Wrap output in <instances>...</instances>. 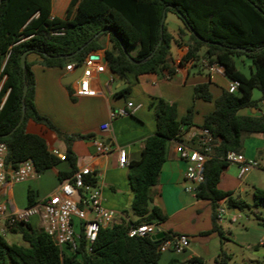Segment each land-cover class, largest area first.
<instances>
[{"label":"trees","instance_id":"1","mask_svg":"<svg viewBox=\"0 0 264 264\" xmlns=\"http://www.w3.org/2000/svg\"><path fill=\"white\" fill-rule=\"evenodd\" d=\"M56 10L57 14L53 0H0V142L8 148L6 164L17 169L23 161L32 159L41 175L62 162L43 137L27 131L29 122L64 138L66 161L72 170L59 172L60 180L76 171L77 157L72 149L75 139L92 137L66 136L38 112L34 64L47 69L64 68L71 63L81 65L91 53L104 48L101 41L108 36L110 44L104 50V60L120 81H126L129 75L162 73L172 77L175 71L168 67L172 46H184L188 51L182 63L193 62L196 66L202 60L218 63L224 66L226 78L239 83L237 92L223 88L215 99L208 83L194 87L195 100L213 102L215 107L204 116L201 125V129L210 131L213 156L204 165V182L197 198L211 202L213 228L208 233L217 232L222 237L217 221L220 203L224 201L229 208L240 210L249 206L233 192L219 188L223 170L229 166L227 153H242L245 136L264 134V113H239L247 108L260 109L264 100V0H59ZM164 11L182 21L183 26L176 34L169 31L167 16L161 30ZM55 31L62 34H53ZM25 51L28 55L23 68L21 55ZM127 53L135 63L128 59ZM30 55L39 59L29 62ZM244 56L252 62L249 75L236 64V58ZM25 85L28 90L24 96ZM254 90L261 92L260 99H253ZM151 107L157 130L145 141L141 158L130 163L128 180L133 192L130 211L138 217L135 224L160 227L167 216L160 207L152 205V189L158 183L169 141H181L183 128L194 125L195 111L191 107L185 116L178 118L176 104L164 98H158ZM89 181L97 183L95 178L89 177ZM34 197L30 188L28 207L35 204ZM255 201L264 203L263 190H256ZM131 223L122 220L112 227L101 228L91 252H87L82 240L72 254L62 251L42 229H35L30 222L20 223L10 228V232L20 234L25 245L8 243L0 235V263L159 264V245L170 234L164 233L161 240L130 237ZM229 259L222 251L217 262L226 264ZM170 264L181 263L173 260Z\"/></svg>","mask_w":264,"mask_h":264},{"label":"crops","instance_id":"2","mask_svg":"<svg viewBox=\"0 0 264 264\" xmlns=\"http://www.w3.org/2000/svg\"><path fill=\"white\" fill-rule=\"evenodd\" d=\"M58 1L53 0L55 14L58 13L56 10ZM180 27L182 26L178 25L177 29L169 27L168 29L176 34ZM101 43L104 48L91 53V56L99 57L98 61L106 66L105 71L94 72L91 78V87L96 95L89 97L75 95L79 80L72 81L71 76L77 70L70 73L65 70V67L47 69L34 64L32 71L35 77V104L38 112L48 117L64 135L92 136L90 139L76 138L72 144L77 157L76 170L90 167L100 175L97 185L101 188L104 205L116 212L117 222H122L124 218L137 221L138 217L130 211L133 192L128 180V171L130 163L141 158L147 138L156 133L155 112L151 104L155 103L158 98H164L176 104L178 118L185 116L193 107L194 125L183 128L180 140L184 144L195 145L196 140L193 137L200 133L204 116L214 111L215 107L213 102L195 100L194 87L197 84L208 83L215 99L222 93L223 88L229 89L230 80L224 76L208 74L198 63L197 66L191 62L182 63L188 49L174 45L168 57V67L175 71L172 77L163 76L162 73L139 77L129 75L126 81H120L108 69L104 60V50L110 44L109 37H104ZM38 59L36 55L28 57L29 62ZM128 102L135 105L134 112L129 116L111 119V111L126 106ZM239 113L241 115H261L263 103L261 102L260 109L247 108ZM106 123L110 125L109 130L102 131L101 126ZM27 131L43 137L51 151L58 150L62 154L66 153L67 145L64 138L54 131L34 122L27 124ZM99 140L109 144L111 151L104 155L97 153L95 142ZM176 143V140H171L167 145L166 160L162 166L158 183L152 189V205L160 207L167 216V220L160 226L161 232L170 235L185 234L190 238V245L180 254L170 250L162 251L159 264H170L173 260L181 264H219L217 260L222 251L229 255L224 249L228 239L225 237L222 221L218 222L223 232L222 237L217 232L208 233L213 228L211 202L199 200L197 196L185 192L186 162L180 158ZM119 148L126 149L128 154V162L124 167L119 165ZM242 153L247 158L257 160L259 168L255 170L264 172V134L245 136ZM71 170L70 163L65 160L55 168L48 170L49 172L46 171L43 176L36 178L34 185L29 184L30 187L32 185L35 187L32 189L35 192V204L59 192L63 180L58 178V173H70ZM244 184V180L238 177L237 167L229 165L223 170L219 188L233 192L234 196H239L237 192L243 190ZM25 188L24 185L19 187L14 185L9 190L6 195L9 209H19L15 196L17 193H24ZM220 207L227 208L226 203L221 202ZM234 209L237 213L241 212L239 208ZM34 218L41 226L40 219ZM263 238L264 231H259L256 245L249 243L247 246L255 250L263 248L262 262L255 263L253 259H249V264H264V247L261 246ZM218 239L220 243L217 242ZM226 264L235 263L230 257Z\"/></svg>","mask_w":264,"mask_h":264},{"label":"built area","instance_id":"3","mask_svg":"<svg viewBox=\"0 0 264 264\" xmlns=\"http://www.w3.org/2000/svg\"><path fill=\"white\" fill-rule=\"evenodd\" d=\"M53 34H62L61 31H55ZM99 57L89 55L81 65L71 63L65 67L67 72H75L79 66H83L79 80V87L75 93L77 97H89L96 95L91 87V78L94 72H103L106 69L105 64L100 63ZM193 63V62H191ZM210 75L225 76L224 66L218 63H208L206 60L200 61ZM194 64V63H193ZM5 65V64H4ZM239 83L237 81L229 82V90L237 92ZM3 99L1 106L3 105ZM263 113H264V100ZM136 109L132 102L126 106L112 110L111 119L129 116ZM109 123L101 126L102 131L109 130ZM193 139L195 145H187L182 141H177L176 150L180 158L186 162L184 190L189 194L197 196L199 187L204 182V165L208 159L213 156L211 143V134L208 129H201L198 135ZM96 152L107 154L111 147L105 141L95 142ZM52 153L61 161L66 160V154L58 150H52ZM8 154L7 145L0 142V231L5 233L10 228H15L20 223H28L34 217H38L41 222L40 229L47 233L62 250L70 254L75 253L83 240L87 252L93 250L97 241L98 233L101 228L112 227L117 223L116 212L108 209L104 205L101 188L89 181L90 178L99 179L100 175L95 173L90 167L77 169L73 174L63 180L59 187V192L52 194L43 201L36 203L24 209L11 210L8 208L6 195L9 190L17 183H22L36 179L39 175L36 171L32 159L23 161L17 169H13L6 164ZM119 165L124 167L128 162L126 149H118ZM226 161L229 165L237 167L238 177L243 179L251 171L259 168L257 160L247 158L245 154L230 151L227 153ZM226 209L219 208L217 221L223 220V214ZM131 223L128 231L130 237H154L161 232L156 224H135V221L124 218ZM190 245V238L185 234H171L168 238L161 241L159 251H173L177 254L184 252ZM264 246V238L261 241ZM1 264V263H0Z\"/></svg>","mask_w":264,"mask_h":264},{"label":"rangeland","instance_id":"4","mask_svg":"<svg viewBox=\"0 0 264 264\" xmlns=\"http://www.w3.org/2000/svg\"><path fill=\"white\" fill-rule=\"evenodd\" d=\"M178 25L183 26L182 21L177 17V15L169 13L167 26L170 29H177ZM236 64L237 67L246 75L250 74L252 62L249 58L245 56L236 58ZM198 65L202 66L200 62ZM260 97L261 92L259 90H254L253 99L258 100ZM43 174L39 175L37 178L43 176ZM35 180L36 179L15 184L16 187L23 185L24 188L26 187L24 193H17L15 196V202L19 209L28 207V190L30 188H35L33 186L36 182ZM242 180H244L245 184L243 185V190H241V192H237L239 193V196H237L249 206L243 207L239 213L235 210L230 214L227 212L223 214L221 224L224 229L225 237L228 239L224 245V249L230 255L232 262L235 264H246L249 259H253L255 263H257V261L262 262L263 248L255 250L254 248L250 249L247 246L249 243L256 245V239L259 231H264V203L256 204L255 201L256 190L264 191V172L261 170L251 171ZM31 183H33L32 187L29 185ZM226 207L229 208L227 204ZM34 219L35 218L31 220V224L35 229H39L40 224ZM2 224L3 223H1L0 226ZM0 235L4 236L8 243L25 244L20 234L11 233L10 230L5 233L0 231ZM217 242L220 243V239H218Z\"/></svg>","mask_w":264,"mask_h":264},{"label":"water","instance_id":"5","mask_svg":"<svg viewBox=\"0 0 264 264\" xmlns=\"http://www.w3.org/2000/svg\"><path fill=\"white\" fill-rule=\"evenodd\" d=\"M166 16H167V13H166V11H164V13H163V17H162V21H161V30L163 29V26H164V23H165V20H166ZM98 35H99V34H97L95 37H97ZM95 37L92 38L89 42L93 41V40L95 39ZM89 42H88V43H89ZM88 43H87V44H88ZM160 43H161V42H160ZM160 43H159V44H160ZM87 44H85L84 46H86ZM84 46H83V47H84ZM83 47L80 48L79 50H77V52H75V54L78 53V52H80L81 49H83ZM27 55H28V51H25V52L21 55V63H22V67H23V68H25V66H26ZM127 57H128V59H129L132 63H135V61L133 60V58H132L128 53H127ZM82 70H83V66H79V67L77 68L76 73H75L74 75L71 76V80H72V81H75V80L79 79L80 76H81ZM27 90H28V86L25 85V86H24V89H23V95H24V96L26 95ZM23 107H25V105H23ZM234 211H235L234 208H228V209H227V213H228V214H230V213H232V212H234ZM238 211H239V209H238ZM236 212H237V210H236ZM163 237H164V232H160V233H158L157 235H155V236L152 237V238H153L154 240H161Z\"/></svg>","mask_w":264,"mask_h":264}]
</instances>
